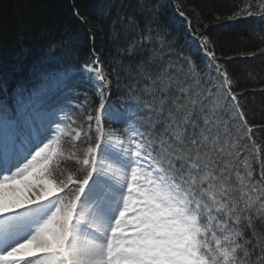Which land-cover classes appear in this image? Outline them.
<instances>
[{"label":"snow or ice","instance_id":"6c2138e0","mask_svg":"<svg viewBox=\"0 0 264 264\" xmlns=\"http://www.w3.org/2000/svg\"><path fill=\"white\" fill-rule=\"evenodd\" d=\"M151 24L127 55L151 43ZM202 39L204 69L155 49L136 66L130 91L151 124L130 123L126 144L105 133L122 116L95 58L84 72L99 100L83 120L45 110L46 89L0 104V264H264V147Z\"/></svg>","mask_w":264,"mask_h":264},{"label":"trees","instance_id":"16d2710c","mask_svg":"<svg viewBox=\"0 0 264 264\" xmlns=\"http://www.w3.org/2000/svg\"><path fill=\"white\" fill-rule=\"evenodd\" d=\"M262 0H0V104L16 107L18 95L34 92L47 75H68L44 96L45 110L70 109L78 121L99 97L83 73L86 64L100 62L110 84L105 99L122 119L111 128L124 131L130 123L143 131L151 121L138 109L136 66L153 49L204 69L201 45L206 38L215 60L227 71L257 142L264 147V12L232 19L244 6ZM130 18L138 29L127 27ZM152 21V40L137 55L126 54ZM164 40L161 49L156 36ZM200 72L207 80V72ZM213 76L218 75L212 72ZM146 100V97H141ZM223 105L227 98L220 96ZM62 114V113H61ZM137 117H140L137 119ZM70 131V130H69ZM68 140L69 137H63ZM264 156V153H261ZM260 161L256 164L259 167ZM259 227V222L257 223Z\"/></svg>","mask_w":264,"mask_h":264},{"label":"rangeland","instance_id":"374dc122","mask_svg":"<svg viewBox=\"0 0 264 264\" xmlns=\"http://www.w3.org/2000/svg\"><path fill=\"white\" fill-rule=\"evenodd\" d=\"M261 4H264V0H262V3ZM83 73H84L87 81L89 83H91L94 86V88L96 89V82L90 81L87 78V74L84 71H83ZM67 78H68V75L63 74V73H59V74L57 73V74H53V75H47L44 78V82L38 88H36V90L33 93L39 92L41 90L46 89L47 90L45 92V95H46L49 92L54 91L55 88H56V86L60 85L61 83H64L67 80ZM107 88H108V86H107ZM106 108H109V105H108L107 101H106ZM111 110H113L114 112H118L116 108L111 109ZM108 125H109V123L105 122L104 129H105L106 135L108 133H110V132H113V130H114L116 139L123 140L125 142V144H126L127 143L128 136H129V132L126 131V130H124V131L123 130L122 131H118L117 129H114L115 128V125H114V128H111V126H108ZM25 182H27V181H25Z\"/></svg>","mask_w":264,"mask_h":264},{"label":"bare ground","instance_id":"6f19581e","mask_svg":"<svg viewBox=\"0 0 264 264\" xmlns=\"http://www.w3.org/2000/svg\"><path fill=\"white\" fill-rule=\"evenodd\" d=\"M25 183H30V182H25ZM18 187H20V188H24V184H21V185H19ZM32 191H34V190H27V189H25L24 190V195L26 196V197H29V198H31V196H32ZM9 195H11V192L9 191ZM51 199V198H50ZM0 251H3V249H2V247H0Z\"/></svg>","mask_w":264,"mask_h":264}]
</instances>
